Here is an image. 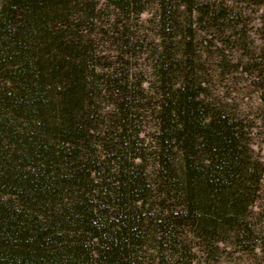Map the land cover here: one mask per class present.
Wrapping results in <instances>:
<instances>
[{"label": "trees", "instance_id": "obj_1", "mask_svg": "<svg viewBox=\"0 0 264 264\" xmlns=\"http://www.w3.org/2000/svg\"><path fill=\"white\" fill-rule=\"evenodd\" d=\"M58 1L0 2V264H142L145 241L171 236L176 219L201 236L245 233L260 176L233 126L200 114L186 73L160 94L153 185L133 162L136 137L100 161L86 121L92 54L67 17L52 23ZM153 191L180 207L149 236Z\"/></svg>", "mask_w": 264, "mask_h": 264}, {"label": "rangeland", "instance_id": "obj_2", "mask_svg": "<svg viewBox=\"0 0 264 264\" xmlns=\"http://www.w3.org/2000/svg\"><path fill=\"white\" fill-rule=\"evenodd\" d=\"M59 1L52 23L67 17L92 54L96 91L86 121L100 161L136 137L142 157L133 162L153 185L160 94L186 73L200 114L233 126L260 176L245 233L201 236L176 219L171 236L145 241L142 264H264V0H136L130 8L122 0H65V10ZM145 207L143 230L151 236L158 217L166 222L180 204L153 191Z\"/></svg>", "mask_w": 264, "mask_h": 264}]
</instances>
